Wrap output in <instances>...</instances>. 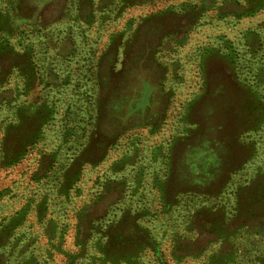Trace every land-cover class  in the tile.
Instances as JSON below:
<instances>
[{
  "label": "rangeland",
  "instance_id": "obj_1",
  "mask_svg": "<svg viewBox=\"0 0 264 264\" xmlns=\"http://www.w3.org/2000/svg\"><path fill=\"white\" fill-rule=\"evenodd\" d=\"M13 216L0 264H264V0H0Z\"/></svg>",
  "mask_w": 264,
  "mask_h": 264
},
{
  "label": "crops",
  "instance_id": "obj_2",
  "mask_svg": "<svg viewBox=\"0 0 264 264\" xmlns=\"http://www.w3.org/2000/svg\"><path fill=\"white\" fill-rule=\"evenodd\" d=\"M168 34V32L166 33V35ZM166 37V36H165ZM136 48H135V43H134V50H135ZM225 80V79H224ZM215 83V82H214ZM213 83V85L212 84H210V87L212 88V89H214L215 87H216V85ZM214 86V87H212V86ZM223 86V88L224 89H227V90H230V87L228 86V84L226 83V82H224V84L222 85ZM225 91V90H224ZM234 105H235V102L233 103ZM233 105V106H234ZM212 113V112H211ZM213 118V117H212ZM212 120V119H211ZM212 123V122H211ZM215 123V122H214ZM117 163H115V165H116ZM194 164L192 163V166H193ZM115 167V166H114ZM118 167V166H117ZM116 167V168H117ZM176 167H177V165H176ZM155 184H156V186L157 187H159V189L162 191V188H166V183L165 182H163L162 181V178H158L157 179V181H155ZM115 188H114V185L112 184V187H111V189L110 190H114ZM4 225H6V224H3V225H1L0 226V234H8V230H7V232L5 231L4 233H2V229L4 228Z\"/></svg>",
  "mask_w": 264,
  "mask_h": 264
},
{
  "label": "trees",
  "instance_id": "obj_3",
  "mask_svg": "<svg viewBox=\"0 0 264 264\" xmlns=\"http://www.w3.org/2000/svg\"><path fill=\"white\" fill-rule=\"evenodd\" d=\"M25 141H27V139L25 140ZM25 145V144H24ZM24 145H23V148L21 149V150H25L27 147H25L24 148ZM23 155V154H22ZM82 162H84V159H83V161ZM13 221H16V225L13 227V226H11L10 224L13 222ZM22 223V220L20 221V219L19 218H17V217H15V216H13L11 219H10V221L9 222H4L3 224H6V225H4V228L2 229V233H4L5 231L7 232V230H8V233L10 232L9 230H11V229H16L20 224ZM2 224V225H3ZM2 235V234H1Z\"/></svg>",
  "mask_w": 264,
  "mask_h": 264
}]
</instances>
